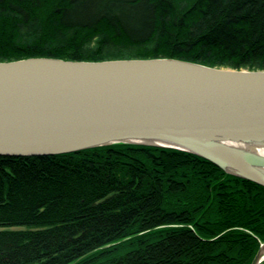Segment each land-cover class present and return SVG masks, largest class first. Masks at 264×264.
I'll list each match as a JSON object with an SVG mask.
<instances>
[{
	"label": "trees",
	"instance_id": "16d2710c",
	"mask_svg": "<svg viewBox=\"0 0 264 264\" xmlns=\"http://www.w3.org/2000/svg\"><path fill=\"white\" fill-rule=\"evenodd\" d=\"M177 58L264 70V0H0V62ZM264 186L117 143L0 155V264H250Z\"/></svg>",
	"mask_w": 264,
	"mask_h": 264
},
{
	"label": "water",
	"instance_id": "95a60500",
	"mask_svg": "<svg viewBox=\"0 0 264 264\" xmlns=\"http://www.w3.org/2000/svg\"><path fill=\"white\" fill-rule=\"evenodd\" d=\"M117 143L190 152L264 186V70L166 57L0 62V155ZM263 254L264 242L250 264Z\"/></svg>",
	"mask_w": 264,
	"mask_h": 264
},
{
	"label": "bare ground",
	"instance_id": "6f19581e",
	"mask_svg": "<svg viewBox=\"0 0 264 264\" xmlns=\"http://www.w3.org/2000/svg\"><path fill=\"white\" fill-rule=\"evenodd\" d=\"M255 150H256V149H255ZM257 150H258V152H260L261 154L264 155V147H262V148H257ZM262 259H264V254H263V256H262Z\"/></svg>",
	"mask_w": 264,
	"mask_h": 264
},
{
	"label": "rangeland",
	"instance_id": "374dc122",
	"mask_svg": "<svg viewBox=\"0 0 264 264\" xmlns=\"http://www.w3.org/2000/svg\"><path fill=\"white\" fill-rule=\"evenodd\" d=\"M259 264H264V259L261 260V262Z\"/></svg>",
	"mask_w": 264,
	"mask_h": 264
}]
</instances>
